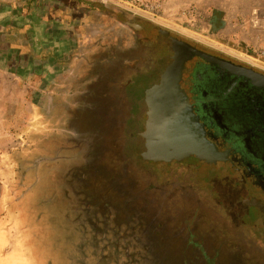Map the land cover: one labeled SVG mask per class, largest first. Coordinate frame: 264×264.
Segmentation results:
<instances>
[{
  "label": "rangeland",
  "instance_id": "rangeland-1",
  "mask_svg": "<svg viewBox=\"0 0 264 264\" xmlns=\"http://www.w3.org/2000/svg\"><path fill=\"white\" fill-rule=\"evenodd\" d=\"M79 1L138 16L264 73V0ZM52 3L65 7L0 0V217L4 208L44 213L33 242L45 250L38 258L52 264H264V218L243 216L238 171L185 158L144 160L142 119L134 122L128 103L118 102L116 82L63 97L54 108L58 76H39L41 68L21 55L25 40L37 50L56 47L47 24ZM217 12L226 23L213 29ZM73 24L61 56L76 48ZM8 43L19 48L11 53Z\"/></svg>",
  "mask_w": 264,
  "mask_h": 264
},
{
  "label": "flooded vegetation",
  "instance_id": "flooded-vegetation-1",
  "mask_svg": "<svg viewBox=\"0 0 264 264\" xmlns=\"http://www.w3.org/2000/svg\"><path fill=\"white\" fill-rule=\"evenodd\" d=\"M25 1L34 6L39 0ZM56 1L65 6L60 8L52 3L54 9L47 17L50 39L56 42L52 47H56L51 52L49 48L37 50L42 46L25 40V48L21 50H25L22 56L34 60L35 68H41L38 70L39 76H58L52 89L54 108L65 101L63 97L76 93L86 96V91L91 88L93 92L101 87L100 83L113 85L116 82L115 87L121 92L118 102L128 103L125 107L134 122L142 119L140 136L146 128L150 110L161 114L172 110L180 111L182 116L184 113L191 114L190 122L196 121L200 129L193 142L204 141L213 145L218 152L227 153V156L206 162L190 154L185 160H195L199 165L225 164L233 172L238 171L241 187L247 193L240 198L246 204L247 216L264 218V94L248 89L243 79L222 71L198 56L186 58L179 73L176 72L178 68L172 70L176 64L174 57L182 55L184 51L170 38L186 40L172 35L166 28L99 2H91L85 8L79 0ZM68 6L81 8V11L77 14L71 10L69 12ZM71 21L76 28L73 32V36L77 37L76 48L61 56L60 47L63 49L69 43L65 28L71 25ZM2 39L7 41L9 37ZM7 45L11 53L19 48L12 43ZM32 51H35L34 55ZM13 62L17 64V61ZM48 64L51 69H47ZM162 76L172 77L162 79ZM148 91L152 95L149 102L146 97ZM34 118H37L36 111ZM141 138L145 150V139ZM185 142L187 146L188 139Z\"/></svg>",
  "mask_w": 264,
  "mask_h": 264
},
{
  "label": "water",
  "instance_id": "water-1",
  "mask_svg": "<svg viewBox=\"0 0 264 264\" xmlns=\"http://www.w3.org/2000/svg\"><path fill=\"white\" fill-rule=\"evenodd\" d=\"M218 12L213 15L211 25L215 28L214 22L219 20L221 26L225 25V20L219 18ZM177 47L182 49L184 53L175 58L176 64L172 67L178 68L176 70L179 73L182 64L186 58L190 56H198L203 60L215 65L217 68L236 78L243 79L246 87L251 90H256L264 94V73H260L238 63H234L231 60L224 59L217 55L211 54L204 50L198 49L186 41L179 40L175 37L170 38ZM177 65V66H175ZM169 72H172L171 70ZM172 76H162V79H169ZM147 101L149 102L152 98L151 92H147ZM170 114V116H167ZM149 120L146 123L145 130L141 133V136L145 139V150L141 153V157L146 161L152 162H169L172 160L186 158L190 154H194L206 162H213L218 159H225L227 153L218 152L213 145H208L204 141L199 140L195 142L194 137L200 134V129L196 126L197 123L190 122L191 114H181L180 111H166L162 114L150 110L148 113ZM190 124H187L185 121ZM194 121V120H193ZM185 123V125H183ZM193 129V130H192ZM198 131L196 132V130ZM194 132H192V131ZM194 135V136H193ZM187 144L191 146H186ZM195 144H193V143ZM190 143V144H189Z\"/></svg>",
  "mask_w": 264,
  "mask_h": 264
},
{
  "label": "crops",
  "instance_id": "crops-1",
  "mask_svg": "<svg viewBox=\"0 0 264 264\" xmlns=\"http://www.w3.org/2000/svg\"><path fill=\"white\" fill-rule=\"evenodd\" d=\"M37 209L30 206L5 212L0 220V264H52L49 258H38L40 256L37 253L41 251L46 255L45 250L36 248L33 242L35 236L40 233L38 216H44V213ZM29 215L35 222H25L29 221ZM50 230L52 236L54 232L51 228Z\"/></svg>",
  "mask_w": 264,
  "mask_h": 264
},
{
  "label": "built area",
  "instance_id": "built-area-1",
  "mask_svg": "<svg viewBox=\"0 0 264 264\" xmlns=\"http://www.w3.org/2000/svg\"><path fill=\"white\" fill-rule=\"evenodd\" d=\"M145 6H147V4H145ZM155 6H156V5H154V6H153V5H151V7H152V8H154Z\"/></svg>",
  "mask_w": 264,
  "mask_h": 264
},
{
  "label": "trees",
  "instance_id": "trees-1",
  "mask_svg": "<svg viewBox=\"0 0 264 264\" xmlns=\"http://www.w3.org/2000/svg\"><path fill=\"white\" fill-rule=\"evenodd\" d=\"M243 216H247L246 213H243ZM243 224V223H242Z\"/></svg>",
  "mask_w": 264,
  "mask_h": 264
}]
</instances>
